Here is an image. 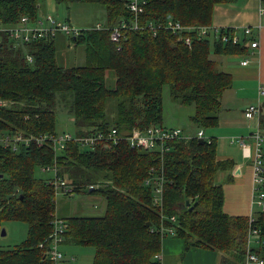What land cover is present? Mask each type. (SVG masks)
Returning <instances> with one entry per match:
<instances>
[{
	"label": "trees",
	"instance_id": "16d2710c",
	"mask_svg": "<svg viewBox=\"0 0 264 264\" xmlns=\"http://www.w3.org/2000/svg\"><path fill=\"white\" fill-rule=\"evenodd\" d=\"M39 1L0 0V24H15L24 15L36 18ZM55 1L102 5L106 9L103 27L94 24L81 28L79 36L69 37L74 45L85 48V62L72 67L58 64L54 36L19 43L2 33L0 96L7 103L0 107V127L57 133L60 102L72 117L74 135L110 126L121 133L150 124L167 126L163 124L164 85L176 103L193 105L190 119L196 126L218 124L221 95L231 86L232 78L219 69L211 55L243 54L248 51L247 40L233 44L211 35L199 36L192 29L183 31L184 35L193 34L187 46L165 25L169 19L185 26L212 24L216 5L239 0H147L139 17L144 29L124 31L120 48L110 40L109 29L132 18L126 0ZM148 22L161 25L155 35ZM107 70L114 73L113 86L106 83ZM109 98H119L113 121L105 113ZM263 109L264 102L259 119L264 131ZM168 146L162 159L163 211L153 202L152 186L145 183L150 168L160 163L158 154L151 150L131 147L122 140L107 145L99 142L94 147L68 141L59 150L47 143L21 145L16 150L0 146V221L27 223L21 242L0 248V264H55L46 251L52 241L54 217L66 224L58 242L63 253L60 264H80L68 260L60 248L63 243L94 247V258L87 264H162V256L156 254H160L166 234L182 237L185 248L221 251V264L244 263L247 216L223 210V185L217 180L218 172L229 170L232 160L217 158L214 135L202 141L195 135L179 137ZM53 164L54 169L43 170L53 171V176L57 171L56 175L73 185L71 192L61 194H98L105 199L104 210L65 217L57 213L53 176L36 175L38 167ZM100 170L105 174L96 177ZM186 198L190 203L184 206ZM173 214L174 220L170 218ZM254 214L255 225L264 237V211L255 210ZM161 219L173 227L172 233H161ZM259 246L253 250L264 257V243Z\"/></svg>",
	"mask_w": 264,
	"mask_h": 264
},
{
	"label": "built area",
	"instance_id": "2783aa9c",
	"mask_svg": "<svg viewBox=\"0 0 264 264\" xmlns=\"http://www.w3.org/2000/svg\"><path fill=\"white\" fill-rule=\"evenodd\" d=\"M260 15L264 14V5L262 0H258ZM147 0H126V6L132 14V18L129 22L121 20L118 24L113 25L109 29V37L118 48L119 42L123 37L124 31L127 29L142 30L145 25L140 24V16L144 12L145 4ZM155 26L153 22H148L147 27L150 29L153 35L156 34L157 29L161 26L157 24ZM96 28H102L101 23H96ZM260 25L258 26V28ZM165 28L179 35V39L183 40L185 45L190 46L192 36L183 34V31H197L199 36L211 35L215 38L221 39L223 42L231 41L233 44L240 43L242 40L239 37V31L242 33L243 39L247 40L246 44L248 48L258 47L257 39L250 40L253 27L237 28V26H217V25H200V26H185L173 20H168ZM7 33L10 38L15 42L29 43L36 39L45 38L47 36H55L57 34H64L67 37H77L81 33V28L73 25L68 21H58L53 18L52 15L46 14L41 19L36 17L31 19L27 15L21 16L15 24L2 25L0 24V35ZM245 42V41H244ZM248 55H242L240 60L241 65H249L250 57ZM28 60H31V56H27ZM259 94H264V86L259 87ZM7 100L0 96V107L4 106ZM244 114L248 118H255L257 120V126L246 135L231 136L230 140L237 142L240 145L245 155L249 156L252 164V205H257V210L264 211V131L259 125V119L261 114V100L251 102L247 104L243 110ZM199 138H208L203 129H198L194 134ZM192 135L184 134L179 127H168L159 124H150L144 128L135 127L129 132L121 133L116 126H110L107 130L96 129L84 135H74L70 131L60 133H46V132H30L26 133L24 130L15 129L10 127H0V146L4 148H10L12 150L18 149L21 145L34 144L41 146L45 143L51 144L54 149L59 150L63 148L68 141H77L83 145L94 147L97 143L101 142L103 145L110 143H117L120 140L125 141L131 147H141L147 150L158 152L160 156L167 150L168 142L172 139L179 137H189ZM251 139L252 141L248 140ZM157 165H153L150 168V173L145 178V183L152 186L154 196L153 202L158 204L160 209L163 207V189H164V165L160 162ZM55 168V164L48 165L42 169ZM52 178V184L54 186L55 194L71 192L73 185L68 183L62 177L56 175ZM92 186V185H91ZM163 211V210H161ZM255 210H251L247 217V230H246V255L245 264L258 263L264 264V257L259 253L251 249V241L254 237L256 243H263L264 240L260 234V228L255 225ZM172 220L175 219V215H171ZM54 231L52 233V241L50 247L47 248L49 257L55 262L60 264L63 258V253L58 247V242L61 239L65 228V223L61 218L54 217ZM159 230L162 234L172 233L174 231L172 226L166 225L164 221H160ZM43 246V243H40ZM157 257H161L158 253Z\"/></svg>",
	"mask_w": 264,
	"mask_h": 264
},
{
	"label": "rangeland",
	"instance_id": "374dc122",
	"mask_svg": "<svg viewBox=\"0 0 264 264\" xmlns=\"http://www.w3.org/2000/svg\"><path fill=\"white\" fill-rule=\"evenodd\" d=\"M258 0H239L237 2L227 3L229 8L224 9L228 13L230 18L237 25V28L252 27L249 24L252 22H258ZM50 14L58 21L71 20L77 25L91 26L96 23H103L106 17V9L99 4L87 3V2H68L57 3L55 0H40L38 15L41 13ZM43 15V16H44ZM264 20V17H263ZM217 25V24H209ZM222 26V25H217ZM64 35V34H63ZM66 36V35H65ZM63 37L56 41V57L59 65L63 67H72L81 65L85 60V48L82 45H74L70 39ZM115 76L112 70H107L106 83L109 86L114 85ZM119 98H109L106 102L105 113L111 121H113L118 115V109L116 103ZM262 101L261 103H263ZM162 103H163V124L168 127H179L184 134L194 135L198 129H203L206 136L212 135V127L200 128L196 126L190 119V115L193 113V105H183L176 103L170 96L168 85H164L162 89ZM59 111L57 115V127L56 132L62 133V131L74 130V126L70 121L72 117H69L64 111L66 110L61 102L58 104ZM64 110V111H63ZM264 110V109H263ZM261 116V115H260ZM227 134V138L230 141L231 136L237 134H231L235 130H230ZM227 138L221 139V147L231 152H235L238 155V161L242 163H250V159L245 157L238 147L237 142H229ZM252 141L251 139H248ZM152 151V150H151ZM155 152V151H153ZM160 161L163 162L164 153L159 155ZM218 151L217 147V154ZM104 170L98 171L95 176H103ZM36 175L49 177L53 176V171H44L38 167ZM102 180V178H99ZM104 199V198H103ZM104 202V203H103ZM103 203V204H101ZM56 211L62 216H69L71 214H99L105 207V199L102 201V196L98 194H86V193H74L69 196H65L58 193L55 197ZM254 210L258 209L257 205L253 206ZM159 211L161 209L159 208ZM4 229L5 233L1 231ZM27 234V223L22 220L4 219L0 221V248L11 247L21 242ZM255 238H252L251 247L258 248L259 243H256ZM60 248L65 253L68 260H72L74 263L87 264L91 263L94 258V247L90 245H79L74 243H63ZM72 258V259H71Z\"/></svg>",
	"mask_w": 264,
	"mask_h": 264
},
{
	"label": "crops",
	"instance_id": "0c3cea01",
	"mask_svg": "<svg viewBox=\"0 0 264 264\" xmlns=\"http://www.w3.org/2000/svg\"><path fill=\"white\" fill-rule=\"evenodd\" d=\"M257 4L259 8V2ZM229 6L232 5L220 4L215 6L212 24L222 26L239 25L233 20H229V14L224 11V9L229 8ZM43 15L44 13L42 12L37 17L41 19ZM258 16V22L249 24L253 27L251 35L253 38H250L257 39L258 47L248 48L247 52L240 55H211V58L216 62L219 69L229 74L232 78L231 86L226 88L221 95V106L217 111L218 124L213 126L212 128L214 130L211 131L212 135L216 136L217 147L220 152L217 154V158H228L232 160V166L229 170H221L217 174V180L223 185V210L228 214H240L246 215L247 217L254 208L252 205L251 159L249 156L245 155L243 148L238 145L240 152L250 159V163L245 164L238 161L237 153L221 147V139L227 138L228 136L226 133H230V130H235V132L231 134L246 135L257 126V120L255 118L246 117L243 110L245 106L251 102L258 100H261V102L264 101V94H259V87L264 86V14L260 15L258 12ZM66 21L80 28L93 26L77 25L69 19ZM259 25L260 27L258 28ZM64 36L63 34L54 36L53 42L55 49L56 41L62 39ZM239 37L241 40L243 39L240 31ZM69 41H71V39ZM242 55H248L247 57H250L249 65L240 64ZM229 142L234 143V141L231 140H228V143ZM228 174H231V176L228 177ZM103 200L102 198V201ZM262 238L264 240L263 236ZM251 249L253 250L255 248L251 247ZM160 254L162 256V264H221L222 257L221 251L211 248L201 246L185 248L184 239L175 234H166L162 237ZM242 264H245V260ZM249 264L258 263L253 262Z\"/></svg>",
	"mask_w": 264,
	"mask_h": 264
},
{
	"label": "water",
	"instance_id": "95a60500",
	"mask_svg": "<svg viewBox=\"0 0 264 264\" xmlns=\"http://www.w3.org/2000/svg\"><path fill=\"white\" fill-rule=\"evenodd\" d=\"M199 140L202 141L203 138H199ZM1 175H2V174L0 173V176H1ZM20 196H21V195H20ZM189 203H190V199H189V198H186V199H185V203H184L183 205L185 206V205H188ZM195 203H196V201L194 202V204H195ZM194 204H191V205H190V208H192ZM150 223H151V222H147L148 225H150ZM1 233H2V234L5 233L4 229H2Z\"/></svg>",
	"mask_w": 264,
	"mask_h": 264
}]
</instances>
